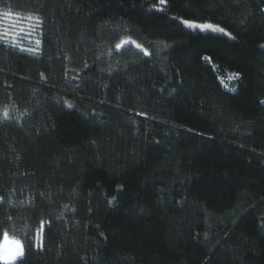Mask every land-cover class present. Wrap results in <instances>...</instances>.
<instances>
[{"label":"trees","instance_id":"1","mask_svg":"<svg viewBox=\"0 0 264 264\" xmlns=\"http://www.w3.org/2000/svg\"><path fill=\"white\" fill-rule=\"evenodd\" d=\"M3 15L29 39L0 23L13 264H264V0H0Z\"/></svg>","mask_w":264,"mask_h":264},{"label":"rangeland","instance_id":"2","mask_svg":"<svg viewBox=\"0 0 264 264\" xmlns=\"http://www.w3.org/2000/svg\"><path fill=\"white\" fill-rule=\"evenodd\" d=\"M3 16L4 17L2 19L0 18V23L4 27L2 31L7 32L8 36H11L14 42L24 41V39L26 41L29 40L28 38H26L28 35L27 34L28 30L22 29L21 22L27 23L23 18L9 16V15H3ZM216 29H219V28L216 26H213V28L211 29H204V30H212L215 32H220ZM15 241H18V240L8 235H7V240L5 239V236L3 238V242L0 248V256H1V259L4 261L3 263L5 264H13L20 257H22V256L15 255L16 253V244L14 243Z\"/></svg>","mask_w":264,"mask_h":264},{"label":"snow or ice","instance_id":"3","mask_svg":"<svg viewBox=\"0 0 264 264\" xmlns=\"http://www.w3.org/2000/svg\"><path fill=\"white\" fill-rule=\"evenodd\" d=\"M160 2L164 3L165 0H160ZM182 23H183L184 26H187V27H197V28H203V29H211V28H213V26L211 24H200V25H197V24L191 23L189 20H183ZM216 30H218L220 32L224 31L223 28H219V29H216ZM37 43H40V41H37ZM136 46L140 47V45H136ZM117 47L119 48V47H121V45L118 44ZM5 115H7V110H5ZM5 239L7 240V234H5ZM14 243L16 244V253H15V255L23 256L24 248H23L22 242L15 241Z\"/></svg>","mask_w":264,"mask_h":264},{"label":"crops","instance_id":"4","mask_svg":"<svg viewBox=\"0 0 264 264\" xmlns=\"http://www.w3.org/2000/svg\"><path fill=\"white\" fill-rule=\"evenodd\" d=\"M0 260H1L2 262H4V261L1 259V256H0Z\"/></svg>","mask_w":264,"mask_h":264}]
</instances>
